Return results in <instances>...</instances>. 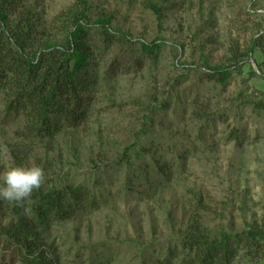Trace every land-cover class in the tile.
<instances>
[{"label":"rangeland","instance_id":"rangeland-1","mask_svg":"<svg viewBox=\"0 0 264 264\" xmlns=\"http://www.w3.org/2000/svg\"><path fill=\"white\" fill-rule=\"evenodd\" d=\"M76 0H28L60 42ZM87 121L32 141L0 103V174L44 170L42 189L85 188L65 221L40 227L55 264H180L187 234L254 229L228 264H264V0H89ZM156 3L160 12L151 8ZM110 18L113 40L97 20ZM161 49L146 53L142 43ZM231 68L226 82L209 71ZM30 197L0 200V264H23L2 236Z\"/></svg>","mask_w":264,"mask_h":264},{"label":"trees","instance_id":"trees-1","mask_svg":"<svg viewBox=\"0 0 264 264\" xmlns=\"http://www.w3.org/2000/svg\"><path fill=\"white\" fill-rule=\"evenodd\" d=\"M151 8L159 13L156 3ZM89 0H76L64 15L66 31L60 42L43 39L28 0H0V103L5 117L19 118L20 135L28 140L55 136L64 128H77L87 121V88L91 47L87 23ZM107 16L97 20L108 40H113ZM157 40L142 43L146 53L158 52ZM226 82L231 68L207 66ZM89 196L82 185L36 190L30 196L31 216L16 212L4 225L2 236L18 248L23 264H55L44 247L40 227L53 219L72 218ZM264 234V233H263ZM260 233L254 229L221 238L207 239L200 233L187 234L183 246L189 254L180 264H228L241 245H253Z\"/></svg>","mask_w":264,"mask_h":264},{"label":"clouds","instance_id":"clouds-1","mask_svg":"<svg viewBox=\"0 0 264 264\" xmlns=\"http://www.w3.org/2000/svg\"><path fill=\"white\" fill-rule=\"evenodd\" d=\"M258 11L264 13V9ZM44 182L45 173L39 166L11 167L0 174V200L22 202L39 190Z\"/></svg>","mask_w":264,"mask_h":264}]
</instances>
